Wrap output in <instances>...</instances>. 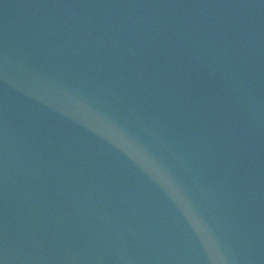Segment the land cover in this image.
I'll list each match as a JSON object with an SVG mask.
<instances>
[{
    "label": "water",
    "instance_id": "obj_1",
    "mask_svg": "<svg viewBox=\"0 0 264 264\" xmlns=\"http://www.w3.org/2000/svg\"><path fill=\"white\" fill-rule=\"evenodd\" d=\"M0 264H264V0H0Z\"/></svg>",
    "mask_w": 264,
    "mask_h": 264
}]
</instances>
